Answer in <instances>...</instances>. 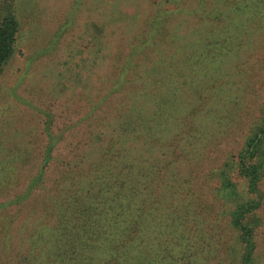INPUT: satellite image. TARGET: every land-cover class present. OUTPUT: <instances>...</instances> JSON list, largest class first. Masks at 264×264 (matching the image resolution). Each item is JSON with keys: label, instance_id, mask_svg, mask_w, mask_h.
<instances>
[{"label": "trees", "instance_id": "obj_1", "mask_svg": "<svg viewBox=\"0 0 264 264\" xmlns=\"http://www.w3.org/2000/svg\"><path fill=\"white\" fill-rule=\"evenodd\" d=\"M192 1L176 2L175 8H167L169 0L151 2L162 6L153 22L152 33L161 21L174 15L182 23L161 41H154L152 33L147 38L140 37L138 30L128 36L119 26H114L111 34L116 35L118 43L110 42L109 49L104 43L105 22H93L84 27L86 32L89 27L94 30L93 42L82 44L75 53L69 50L68 56L58 61L56 67L50 66L51 78L59 80L58 85L64 80V85L53 89L51 95L62 93L60 100L65 108L54 112V101L46 103L52 108L43 112L48 120L44 123L46 142L39 165L29 170L30 173L24 170L26 175L30 174L25 184L17 180V186L7 184L0 192V195L9 193L0 196V211L7 213L1 224L0 264H97L93 258L92 248L96 247L93 235L121 225L127 231L131 229V235L120 250L102 255H128L125 249L139 240L145 250L169 240L183 239L180 242L185 245L188 240L182 230L186 222L179 218L190 213L201 217L203 213L181 206L169 197L189 190L191 175L221 176L223 172L228 173L224 169H237L252 191L258 193L259 167L264 164L261 158L264 156V101L259 107V122L248 125L247 144L243 148L226 153V143L222 140L209 148L210 152L218 149L226 153L219 164L215 162L217 158L209 164L206 162L209 151L203 141L209 135H227L228 129H217V125L233 114V101H237L233 86L246 81V60L257 47H264V0H231L226 9L222 0H215L217 14L203 10L204 0H196L198 10L191 14ZM34 5L35 0H0V71L14 52L19 30L18 11L32 9ZM116 15L107 19L109 23L119 22L120 15ZM98 20L106 21L103 12ZM189 20L193 26L187 31L185 24ZM60 46L57 40L49 54L57 52ZM58 66L63 70L56 72ZM69 82L75 83L71 87H78L76 92L66 87ZM68 105L69 112L75 115L73 119L66 118L70 116ZM29 108L38 110L35 106ZM64 114L67 122L61 131L75 130L81 134L75 135L79 139L76 151L58 159L53 154L55 149L69 150L72 144L68 139L71 135L52 132L54 119ZM14 147L17 146L7 147L0 141V168L10 161ZM57 159L59 168L51 174L49 167ZM5 169H0V177ZM144 187L149 188L147 195L150 196H154V187L159 189L154 198L147 197L149 203L138 211L142 219L117 218L126 211L125 204L135 205L136 199L146 197ZM218 190L210 194L213 200H218ZM156 200L165 203L154 204ZM260 202L258 199L246 211ZM90 210L94 211L95 218L88 221ZM101 212L114 218L99 223L96 217ZM216 212L220 215L222 207ZM252 215L259 220L257 214ZM76 221L83 225L77 226ZM231 224L247 232L251 229L239 221ZM251 235L248 232L242 240L246 245L235 257L236 264H253L256 260L258 247ZM105 257L104 264L108 261ZM135 259L129 256L121 260Z\"/></svg>", "mask_w": 264, "mask_h": 264}, {"label": "rangeland", "instance_id": "obj_2", "mask_svg": "<svg viewBox=\"0 0 264 264\" xmlns=\"http://www.w3.org/2000/svg\"><path fill=\"white\" fill-rule=\"evenodd\" d=\"M118 1L116 0L114 3L109 0H35L32 9L18 11L19 30L14 44V52L0 71V141H4L7 147H10V144L17 147H14L16 149L11 153L10 161L7 164L5 162L2 167L12 172H5L6 169L1 172L0 179L2 178L3 186L0 188V192L7 188V184L17 186V180L20 184H25L30 174L26 175L24 170L30 173L29 170H35L39 165V159L46 142L44 123L48 120L43 112L52 108L46 103L49 100L54 101V112L65 108L63 101L60 100L62 93L59 96H57V92L53 96L51 95L53 89L57 90L59 86L64 85V80L61 79V85H58L59 80L51 78L48 71L52 72L50 66L56 67L58 61L60 62L68 56L69 50L73 49L75 53L74 50L82 44L93 42L94 30L87 27V32L84 31L86 30L84 29L85 25H91L93 22L96 24L105 22L103 24L105 25L104 43L109 49L112 48L110 42L112 45L118 43L116 42L117 38L114 37L116 35L111 34L114 26H119L128 36L136 30L143 38L149 37V34L152 33L153 22L162 8L161 5L153 3L151 5L153 0H123L119 3ZM182 1L169 0L167 8H175L178 6L177 3H182ZM214 1L204 0L203 10L217 14L218 9H214ZM229 1L231 0H222L225 9L228 7ZM192 3L191 14L194 10H198L196 6L198 2L193 0ZM98 4L100 5L97 7ZM223 11L220 10L224 16ZM102 12L106 21L98 20V16ZM116 13L120 15L119 22L109 23L107 19L117 16ZM179 22L175 15L161 21L160 26L152 33L153 40L161 41L174 30L177 31L182 25ZM208 24H211V21H208ZM185 25L187 31L191 30L193 22L189 20ZM57 40L61 46L57 52L50 55V48ZM257 48L244 65L246 73L248 72V78L246 81L236 82L233 86V96L237 98V101H233V114L217 125V129L227 128V135L213 134L207 136L203 141V144L208 146L209 152L205 157L208 164L215 158H217L216 164H219L221 160H224L228 151L237 152L243 148L247 144L245 136L248 125L251 122H259L261 118L259 107L264 101V47ZM55 70L56 72L62 71L63 67L58 66ZM74 84L69 82L66 87L74 89L76 92L78 87H71ZM28 103L31 105L29 106ZM31 106L37 107L38 110L29 108ZM69 109L71 110L68 105L67 112ZM69 114L70 116L66 115V118H75L73 113L69 112ZM64 117L65 114L63 117L59 115L54 119L52 132L58 135L63 133L71 135L68 139L72 141V144L68 146L69 150L55 149L53 154L58 159L76 151L79 139L75 135L81 134L80 132L75 133V130L72 132L61 131L63 124L67 122ZM221 140L226 143V153L220 152L218 149L210 152L209 148L214 146L212 144ZM63 144L66 145V142ZM22 147L25 150L17 149ZM4 151L7 152L5 149ZM29 153H32L33 156ZM261 158L264 159V156ZM58 159L53 161L49 167L51 174H55L59 168L57 162L60 161ZM259 169L261 177L257 183L258 193L252 191L251 186L247 185V179L239 170L224 169L228 173L223 172L221 176L206 175L205 178H201L197 174L191 175L189 177L190 189L169 197L176 199L181 206L193 207V211L195 208L203 213L201 217L192 216L190 213L179 218L186 222V228L182 230L183 237L188 240L185 245L181 243L183 239H177L171 242L170 240L164 241L163 244L157 242L151 250H145L144 243L139 240L138 243L125 249L128 255L118 256L110 255V253L102 255L105 254L103 252L120 250L125 240L131 235L132 230L127 231L124 229V225H121L108 231H99L93 235L96 243V247L92 248L95 252L93 258L97 264H104L103 256L108 258L105 264H236L235 257L246 245L242 240L246 239L248 232H252L251 237L258 247L255 254L256 260L253 264H264V164ZM57 176L55 175V177ZM154 188H156L155 196L159 188ZM217 189H219L218 200H213L210 194ZM148 190V187H144L143 193H146V197L136 199L135 205L125 204L126 211L116 217L121 220H125L128 216L133 220L142 219L141 212L138 213V211L149 203L147 197L154 198V196L147 195ZM8 194L7 192L0 196H8ZM258 199L261 201L260 205L247 212L246 209L258 203ZM167 200L169 199L165 198V201ZM165 201L158 202L156 200L154 204L165 203ZM218 207H222L223 210L220 215L216 212ZM2 212L0 211V238L1 224L7 218V213ZM88 213V221L95 218L94 211L90 210ZM252 213L257 214L259 220ZM89 215L94 216L90 217ZM148 216H153V214L148 213ZM198 217L202 220H199ZM111 218L114 217L105 216L101 212L97 215L96 221L106 223ZM232 221L235 224H238L239 221L246 224L247 229L249 227L251 229L249 228L250 230L247 232L241 227L233 228ZM76 225L82 226L83 222L76 221ZM237 237L240 242L236 239ZM101 245L103 246L101 247ZM8 246L11 248V245L8 244ZM129 256L137 259L135 261L121 260H127ZM116 259L120 260V263H117Z\"/></svg>", "mask_w": 264, "mask_h": 264}]
</instances>
